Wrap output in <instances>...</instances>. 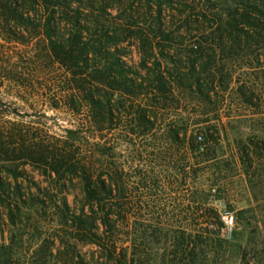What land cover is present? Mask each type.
Listing matches in <instances>:
<instances>
[{"label":"trees","instance_id":"trees-1","mask_svg":"<svg viewBox=\"0 0 264 264\" xmlns=\"http://www.w3.org/2000/svg\"><path fill=\"white\" fill-rule=\"evenodd\" d=\"M74 1L0 0V32L17 38L20 31L30 35L41 28L49 41V54L69 76L72 92L68 107L76 113L86 111L90 139L95 141L104 129L110 131L114 126L121 127L128 137L136 136V131L146 136L148 147H156L158 158L166 164L139 173V183L154 198L164 188L173 190L180 198L176 203L178 218L182 215L198 225L189 230L170 228L159 222L145 223L140 214L133 220L131 191L123 168L99 164L98 145L86 141L89 151L82 152L75 146L76 134L71 133L73 137L64 149L54 150L49 164L61 188L74 179L81 185L78 210L72 211L65 198L60 202L62 226L73 239L96 246L106 264H150L158 257V250L162 251L160 264H206L210 248L225 242L222 213H218L216 203L230 207L225 200L226 182L240 175L238 164L252 168L254 154L250 146L236 139L235 155H228L223 145L227 135L210 124L207 109L222 103L229 90H234L243 104L254 107V86L234 80L235 71L225 61L234 50L244 54L255 46L264 50V0H213L215 6L222 3L210 17V28L189 42L187 50H180L176 39L187 32L190 15H201L206 21V16L193 12L196 7L189 3L193 0H131L135 11L131 10L126 27L104 20L107 9L113 6L106 0ZM141 7L154 13L158 23L154 38L139 22ZM184 13L187 16L182 20ZM175 14L181 24L172 29ZM130 38L139 44L138 68L122 60L124 52L119 46ZM156 39L159 42L155 43ZM180 95L189 101L177 114ZM107 150L112 152L114 147ZM23 152L29 159L33 155L27 147ZM0 154L7 155V150L0 149ZM11 175L15 181L12 186L5 185L0 176V190L10 199L5 204L0 198V203L5 204L6 221L13 227L9 245H0V264L12 262V247L19 238L15 229L18 206L11 201L13 194L22 196L21 185L17 183L19 174ZM164 183L170 189L163 187ZM135 198L140 203L142 196ZM242 214L237 212V226ZM239 237L234 230L231 238L236 244ZM48 250L52 255L50 246ZM41 256L31 264H49ZM77 257L73 262V257L66 255L63 264H88Z\"/></svg>","mask_w":264,"mask_h":264},{"label":"rangeland","instance_id":"rangeland-1","mask_svg":"<svg viewBox=\"0 0 264 264\" xmlns=\"http://www.w3.org/2000/svg\"><path fill=\"white\" fill-rule=\"evenodd\" d=\"M78 1L85 2H74L77 4ZM105 2L113 6L107 9L104 20L115 21L116 25L126 27L131 10L135 11V6L130 7L131 0ZM212 2L189 1L191 7H196L193 12L206 16V21L201 15H190L189 23L185 26L187 32L176 39L180 50H187L189 42H193L204 28H210V17L222 3L220 1L215 6ZM140 12V24L144 25L145 30L149 29V36L153 37L158 24L154 13L146 11L144 7L140 8ZM185 16L186 13L180 19L183 20ZM179 17L177 14L172 20V29L181 24ZM34 30L30 35L20 31L17 38L6 31L0 32V144L5 143L0 149L7 150V155L0 154V176L5 185L10 183L12 186L15 181L11 173L19 174L17 183L21 185L22 194L12 195L14 200L11 204L18 206L15 229L19 238L12 247L10 264H31L41 256L40 247L44 250L41 257L49 264H63L66 255L73 257V262L80 256L88 264H106L96 246L84 245L73 239L69 230L61 224L59 206L62 198L67 200L72 211L78 210L82 204L78 179L63 189L49 165L54 150H63L73 137L71 133L76 134L74 137L78 138V142L75 146H80L82 152L89 151L86 141L90 145H98L99 164L105 166L111 163L123 168L129 181L127 188L131 191L130 212L133 220L142 216L140 218L149 224L159 222L170 228H196L197 221L182 219V215L178 218L180 215L176 203L180 198L170 187L165 186L166 183L163 187L170 190L164 188L162 191V188L155 198L150 197L148 190L139 183V173L151 170L157 164H166L158 158L156 147L154 150L148 147L149 139L146 136L142 137L136 131V136L128 137L121 127L117 129L114 126L110 131L104 129L95 141L90 139L85 122L86 111L76 113L68 107L72 87L68 85L66 70L49 54L46 34L41 28ZM154 42H159V39ZM119 48L124 52L122 60L128 66L138 68L141 52L137 41L130 38ZM248 52L244 54L234 50L228 55L225 64L235 71L234 80L237 78L254 86V107L243 104L234 90H229L222 103L207 109L210 124L227 135L223 145L228 155H235L236 139L250 146L254 154L250 164L252 168L238 164L240 175L226 182L225 200L230 207L221 202L216 203L218 213L227 212L233 216L234 226L229 237H223L225 242L221 247L214 244L210 248L206 264H264V50L255 46ZM258 57L260 61L256 60ZM178 99L181 102L177 114L189 101L188 97L183 98L181 95ZM137 102L141 103L140 99ZM112 146L114 150L108 151ZM25 147L33 154L30 159L23 157ZM172 162L171 159L169 164ZM161 185L158 183V186ZM138 195L142 196L140 203L135 198ZM0 198L5 204L10 200L1 190ZM5 204L0 203V245L6 246L9 245L13 227L6 221ZM238 211H243L240 226L235 223ZM211 223L216 226L215 221ZM234 230L240 233L238 244L231 238ZM49 246L52 255L49 254ZM161 254L162 251L158 250V257L152 258L150 264H160Z\"/></svg>","mask_w":264,"mask_h":264},{"label":"built area","instance_id":"built-area-1","mask_svg":"<svg viewBox=\"0 0 264 264\" xmlns=\"http://www.w3.org/2000/svg\"><path fill=\"white\" fill-rule=\"evenodd\" d=\"M221 222L223 224V228L221 229V235L222 237L227 238L229 237L234 226V218L231 214L223 212L221 214Z\"/></svg>","mask_w":264,"mask_h":264}]
</instances>
